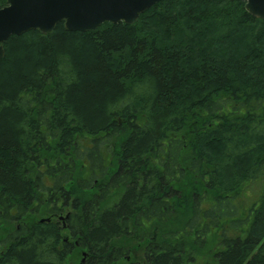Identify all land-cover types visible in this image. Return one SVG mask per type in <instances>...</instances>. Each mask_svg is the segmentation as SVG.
<instances>
[{
    "label": "trees",
    "instance_id": "obj_1",
    "mask_svg": "<svg viewBox=\"0 0 264 264\" xmlns=\"http://www.w3.org/2000/svg\"><path fill=\"white\" fill-rule=\"evenodd\" d=\"M3 48L0 264H264V19L243 1Z\"/></svg>",
    "mask_w": 264,
    "mask_h": 264
},
{
    "label": "water",
    "instance_id": "obj_2",
    "mask_svg": "<svg viewBox=\"0 0 264 264\" xmlns=\"http://www.w3.org/2000/svg\"><path fill=\"white\" fill-rule=\"evenodd\" d=\"M161 0H5L0 4V58L11 35L51 32L58 23L69 31H92L102 23H134ZM252 16L264 19V0H240ZM85 255V253L83 254Z\"/></svg>",
    "mask_w": 264,
    "mask_h": 264
},
{
    "label": "rangeland",
    "instance_id": "obj_3",
    "mask_svg": "<svg viewBox=\"0 0 264 264\" xmlns=\"http://www.w3.org/2000/svg\"><path fill=\"white\" fill-rule=\"evenodd\" d=\"M255 185H256V183L251 186L252 191H255V189H256ZM251 190L248 193L249 195H253L250 193ZM76 253L77 254L73 253V255H71L67 264H83L84 263L85 255H83V253H84L83 250H80L79 252H76ZM134 253H136V254H134ZM140 257H141V251H139V250L131 251L129 254V257L126 258V263H124V264H128L129 261H134V259H139ZM122 260H124V259H122Z\"/></svg>",
    "mask_w": 264,
    "mask_h": 264
}]
</instances>
